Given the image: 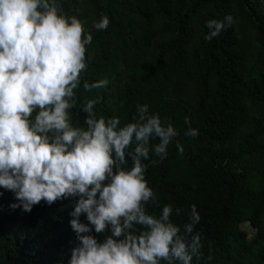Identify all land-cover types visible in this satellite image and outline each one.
<instances>
[{
    "label": "trees",
    "instance_id": "16d2710c",
    "mask_svg": "<svg viewBox=\"0 0 264 264\" xmlns=\"http://www.w3.org/2000/svg\"><path fill=\"white\" fill-rule=\"evenodd\" d=\"M60 3L93 35L73 123L86 127L81 108L88 99L97 100L98 117L119 116L121 126L133 121L137 105L148 104L179 134L164 160L150 152L144 161L157 199L147 211L159 216L171 204V219L183 231L196 205L201 219L194 233L202 246L193 264H264V0ZM226 14L235 23L206 39V22ZM103 15L110 24L97 30L93 23ZM105 78L106 87L83 88ZM186 116L197 137L184 134ZM12 203H18L14 193L0 188V264H67L79 243L69 223L76 200H42L30 212ZM79 219L88 223L86 214ZM244 223L255 230L252 237ZM91 234L103 240L110 233Z\"/></svg>",
    "mask_w": 264,
    "mask_h": 264
},
{
    "label": "clouds",
    "instance_id": "9594fccd",
    "mask_svg": "<svg viewBox=\"0 0 264 264\" xmlns=\"http://www.w3.org/2000/svg\"><path fill=\"white\" fill-rule=\"evenodd\" d=\"M234 23L232 14L207 21L206 39ZM109 24L103 15L93 27ZM84 25L64 13L60 0H0V188L14 193L18 203L11 208L27 212L42 200H76L69 223L79 243L67 264H193L202 246L194 233L201 219L196 205L183 231L171 219V204L159 216L145 207L157 199L144 161L150 152L164 160L177 128L150 113L148 104L137 105L133 121L121 126L119 116L96 115V99L81 108L86 127L72 121L76 90L88 69L86 46L93 41ZM108 83L85 81L83 88L90 92ZM185 124L186 136L199 135L187 116ZM176 147L182 155L183 145ZM93 231L110 234L98 240Z\"/></svg>",
    "mask_w": 264,
    "mask_h": 264
},
{
    "label": "rangeland",
    "instance_id": "374dc122",
    "mask_svg": "<svg viewBox=\"0 0 264 264\" xmlns=\"http://www.w3.org/2000/svg\"><path fill=\"white\" fill-rule=\"evenodd\" d=\"M242 228L249 237H252L255 234V230L251 228L247 223L242 224Z\"/></svg>",
    "mask_w": 264,
    "mask_h": 264
}]
</instances>
